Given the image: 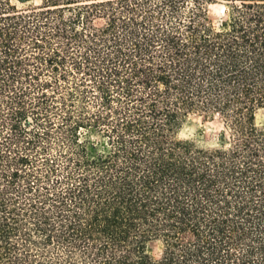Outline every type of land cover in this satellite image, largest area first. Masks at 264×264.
I'll list each match as a JSON object with an SVG mask.
<instances>
[{
  "label": "trees",
  "instance_id": "obj_1",
  "mask_svg": "<svg viewBox=\"0 0 264 264\" xmlns=\"http://www.w3.org/2000/svg\"><path fill=\"white\" fill-rule=\"evenodd\" d=\"M35 1L0 0V264H264V0Z\"/></svg>",
  "mask_w": 264,
  "mask_h": 264
},
{
  "label": "rangeland",
  "instance_id": "obj_2",
  "mask_svg": "<svg viewBox=\"0 0 264 264\" xmlns=\"http://www.w3.org/2000/svg\"><path fill=\"white\" fill-rule=\"evenodd\" d=\"M34 3L38 5L40 1L37 0ZM229 5L228 0H213L210 6L212 18L219 21L229 9ZM256 123L258 126L264 127V108L257 111ZM222 130L223 123L219 117L196 114L191 116L184 124L180 137L196 140L201 145H214L218 141ZM160 248V243L151 244V250L156 256L159 255Z\"/></svg>",
  "mask_w": 264,
  "mask_h": 264
}]
</instances>
